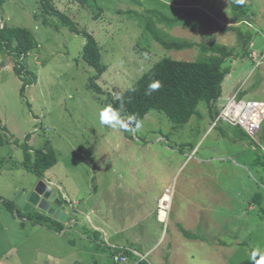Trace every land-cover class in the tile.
Here are the masks:
<instances>
[{
    "label": "rangeland",
    "instance_id": "obj_1",
    "mask_svg": "<svg viewBox=\"0 0 264 264\" xmlns=\"http://www.w3.org/2000/svg\"><path fill=\"white\" fill-rule=\"evenodd\" d=\"M45 1L0 0V30H30L39 44L24 61L0 51V135L5 142L0 145L2 264L29 263L19 258L50 245L48 237L54 240L55 235L48 228L61 235L62 253L73 236L69 232L63 237L70 217L56 221L35 208L26 214L15 202L19 192L30 193L40 183L25 167L24 144L33 155L38 149L55 152L57 164L41 180L66 207L70 225L86 219L72 211L80 212L79 205L86 203L98 207L104 220L113 219V227L130 223L139 237L147 239L135 245L151 249L148 257L137 248L138 252L119 250L127 253L130 264L144 260L149 264H250L254 249L264 253V213L255 204L258 199L262 207L260 198L264 200V185H260V181L264 184V125L258 143L245 139L237 127L213 126L216 119L209 117L206 102L181 128L158 111H151L135 132L99 120L100 111L108 107V96L126 92L164 58L197 61L208 56L202 46L233 42L239 49L235 54L242 59L247 55L245 39L252 35L253 41H259L264 21L243 32L246 25L239 22L247 16L237 17L229 0H96L94 7L52 0L54 8L97 40L106 65V72L95 80L103 90L99 94L91 88L97 73L83 59L86 39L64 27L58 17L46 14ZM245 2L255 3V20L261 22L264 0ZM208 13L210 22L205 18ZM214 13L220 17L218 22ZM149 26L168 42L193 47L166 50ZM230 28L239 30L243 39L238 31H227ZM243 64L254 70L250 61ZM21 65L18 75L16 68ZM262 71L264 63L253 77ZM242 100L264 101V89ZM226 103L216 105V111L220 113ZM122 120L134 129L129 117ZM170 190L168 217L160 216L167 223L160 224L161 200ZM94 225L91 220L85 224L103 240L105 234L97 233Z\"/></svg>",
    "mask_w": 264,
    "mask_h": 264
},
{
    "label": "trees",
    "instance_id": "obj_2",
    "mask_svg": "<svg viewBox=\"0 0 264 264\" xmlns=\"http://www.w3.org/2000/svg\"><path fill=\"white\" fill-rule=\"evenodd\" d=\"M52 0L44 2V11L46 14L56 16L62 22V25L71 32L82 35L86 39L83 49V59L92 67L97 75L91 81V88L99 94H103L101 87L95 83L106 72V65L103 63L100 46L97 40L88 32L81 31L77 24L66 14L54 8L51 4ZM83 7L90 5L95 6L96 0H73ZM232 11L239 18L248 15L245 2L237 3V0H229ZM47 21L44 20V24ZM151 24V22L149 23ZM150 31L154 39L162 45L166 50H184L193 47L190 43H179L177 41H166L156 30ZM227 31H238L240 38L242 34L235 28ZM252 40V35L244 41L243 47L246 48ZM39 47L33 32L30 30L15 27H4L0 30V51L14 54L17 58H25L35 49ZM202 50L208 56L197 61H179L172 58H164L157 62L148 72H146L139 80H137L126 92L114 97L108 96L106 104L114 111H117L120 118L131 117V125L135 128L136 123L140 126L143 124L146 116L151 111L164 113L172 122L175 128H181L187 125L191 119L198 115V106L201 102H206L209 106L212 118H215L219 112L215 106L223 93V82L230 73L231 69L227 66L234 56V51L224 45L202 46ZM24 66L16 68L18 75L22 74ZM152 81H159L161 87L159 90L146 95L145 92L148 84ZM28 83V84H32ZM28 84H25L26 87ZM24 87L22 94H24ZM250 139L248 136H243ZM251 140V139H250ZM252 141V140H251ZM4 140L0 135V145H4ZM33 150L27 144H24V163L27 170L32 172L40 179L44 178L46 172L57 164L56 154L53 150H36L35 154H31ZM263 206L260 207L261 201L255 199L261 211L264 213ZM39 219V218H38ZM124 253V251H118ZM142 264H149L146 260Z\"/></svg>",
    "mask_w": 264,
    "mask_h": 264
},
{
    "label": "crops",
    "instance_id": "obj_3",
    "mask_svg": "<svg viewBox=\"0 0 264 264\" xmlns=\"http://www.w3.org/2000/svg\"><path fill=\"white\" fill-rule=\"evenodd\" d=\"M254 4H255L254 2L252 4L246 3V8L248 10L247 18L242 19L241 22H239L246 25L245 30L243 31L245 33H248L246 31L250 29L260 27L262 21H264V16L261 17V22L255 20L257 16V11H256L257 8L253 6ZM220 9H222L221 6ZM225 12H228V10H225ZM207 15L208 16L205 18L208 19L210 22L209 19L210 13H208ZM213 16L215 17V19H217V22L220 20V17L217 18L215 13L213 14ZM227 34H229V32L225 33L226 37H228ZM226 42L228 41L226 40ZM224 44L225 46H227L228 48L234 51V56L228 61L227 66L230 67L231 71L225 78V81L223 82L222 97L219 99L216 105H222L221 103H226L237 92H240V98H246L247 96H250L252 93H256L259 92L261 89H264V77L262 79V75L264 76V71L260 72L256 77H253L256 69L261 67L262 64L264 63V52L262 51L264 49V31L262 32L259 41L252 40L250 42V44L246 48L247 55L246 54L241 55L243 57L242 59L235 54V52L239 49L234 46L233 42L231 44L224 42ZM244 61L245 63L250 61L253 64L254 70H250L248 64L247 65L243 64ZM253 101H257V100H253ZM258 102H264V101H258ZM216 116L213 119H216ZM209 117L212 118L211 113ZM239 131L243 133L242 130ZM39 180L40 182L41 181L44 182V180H41L40 178ZM48 183L50 185H54V183L50 179H48ZM261 184L264 185L260 181V185ZM57 195L61 196L60 194ZM64 196L68 197L66 194H64ZM75 205H79V201H76ZM79 206H81L80 212L76 210H72L74 211V215L81 214L86 216V219L83 220L78 219V221L74 219L76 221V224L72 226L69 224V222H71V216H70V220L67 222L69 226L64 229V231L66 232L64 233L63 237L69 232L73 236L68 240L69 249L65 253L60 252L62 250L61 249L59 250L58 248L59 241L62 238L61 235L59 238L58 234H56L55 232H53L51 229L48 228L47 231L52 232L55 235L54 240L51 237H48V240H52L51 242H49L50 245L38 247L36 249H33L32 251H29L31 255L28 256L27 258L26 255L28 253L24 252L19 259L23 261L24 260L29 261V263L24 262V264H130L128 260V256L125 254L124 257L127 258L125 262L115 263L114 257L116 254H119L118 251L120 249H129L135 252L139 251L142 257L145 256L148 257L149 254L152 252L151 249L149 251H146L148 250V248H146V246L144 245L142 248L135 245V243L145 244L147 239L139 237V232L133 231V225H130V223H126L127 226H122L121 228L113 227V223H114L113 219L104 220V218L99 212L98 207L96 206L90 207L86 203L85 205L80 204ZM254 209L255 207L254 208L252 207V210ZM153 213H154L153 215H155L154 211ZM87 219L91 220L92 223L93 222L96 223V225H94V230L97 233L102 232L105 234L103 240L99 236L93 235L91 233L92 230L85 226V224L88 222ZM158 223L160 224L163 223L160 217L158 218ZM166 223L167 221L164 222L163 224ZM108 234H111L112 238H109L110 236H108ZM131 248H135V249H131ZM136 248L138 249V251L136 250ZM41 253H43L44 255L41 259H39ZM155 257L156 256L154 255V258ZM1 259L2 258H0V264L3 263L1 262ZM18 263H20V261Z\"/></svg>",
    "mask_w": 264,
    "mask_h": 264
},
{
    "label": "built area",
    "instance_id": "obj_4",
    "mask_svg": "<svg viewBox=\"0 0 264 264\" xmlns=\"http://www.w3.org/2000/svg\"><path fill=\"white\" fill-rule=\"evenodd\" d=\"M220 123L241 129L253 141L258 143L257 135L264 125V102L242 100L238 97V94H235L222 106L213 126ZM163 203L162 198L160 204L161 210L164 208ZM114 261L115 263H123L126 261V258L122 254H119L115 255Z\"/></svg>",
    "mask_w": 264,
    "mask_h": 264
},
{
    "label": "water",
    "instance_id": "obj_5",
    "mask_svg": "<svg viewBox=\"0 0 264 264\" xmlns=\"http://www.w3.org/2000/svg\"><path fill=\"white\" fill-rule=\"evenodd\" d=\"M15 202L23 208L26 214L36 208L61 222H66L68 217L66 207L42 181L30 193L19 192Z\"/></svg>",
    "mask_w": 264,
    "mask_h": 264
},
{
    "label": "clouds",
    "instance_id": "obj_6",
    "mask_svg": "<svg viewBox=\"0 0 264 264\" xmlns=\"http://www.w3.org/2000/svg\"><path fill=\"white\" fill-rule=\"evenodd\" d=\"M237 3H243V0H237ZM161 84L159 81H152L148 84V88L145 92L146 95H151L152 92L159 90ZM240 93V92H238ZM240 98V95H239ZM242 99V98H240ZM253 101V100H250ZM258 102V101H257ZM219 114V113H218ZM218 116V115H217ZM216 116V118H217ZM132 118L130 117L129 120ZM99 120L102 125L109 126L111 128H122L129 131H139L140 124L136 123L134 129H129L128 123H125L119 116L117 111H114L111 107H106L102 109L99 113ZM214 124V123H213ZM212 124V125H213ZM243 132V131H242ZM246 136H248L245 132H243ZM249 137V136H248ZM250 138V137H249ZM251 139V138H250ZM252 140V139H251ZM253 141V140H252ZM255 142V141H254ZM171 193V190L169 191ZM69 214L67 220L69 219ZM59 221V220H56ZM120 254V253H119ZM250 264H264V253H261L259 250L254 249L250 254L249 259Z\"/></svg>",
    "mask_w": 264,
    "mask_h": 264
},
{
    "label": "bare ground",
    "instance_id": "obj_7",
    "mask_svg": "<svg viewBox=\"0 0 264 264\" xmlns=\"http://www.w3.org/2000/svg\"><path fill=\"white\" fill-rule=\"evenodd\" d=\"M171 199H172V196L169 192L163 196L164 208L159 213V217L161 216L162 218H165V219L168 217L167 214H168V210H170L171 208Z\"/></svg>",
    "mask_w": 264,
    "mask_h": 264
},
{
    "label": "flooded vegetation",
    "instance_id": "obj_8",
    "mask_svg": "<svg viewBox=\"0 0 264 264\" xmlns=\"http://www.w3.org/2000/svg\"><path fill=\"white\" fill-rule=\"evenodd\" d=\"M36 209V208H35ZM48 216V215H47ZM49 217V216H48Z\"/></svg>",
    "mask_w": 264,
    "mask_h": 264
}]
</instances>
